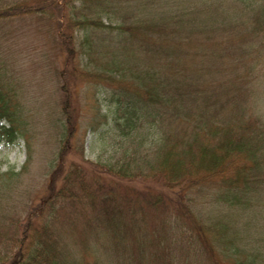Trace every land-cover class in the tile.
<instances>
[{"label": "trees", "instance_id": "obj_1", "mask_svg": "<svg viewBox=\"0 0 264 264\" xmlns=\"http://www.w3.org/2000/svg\"><path fill=\"white\" fill-rule=\"evenodd\" d=\"M234 1L264 26V0L255 9L256 0ZM1 7L0 19L32 13L46 19L65 57L67 85L79 75L112 87L111 108L100 121L129 142L118 144L121 154L110 163L90 162L81 146L67 162L77 131L68 89L59 162L44 196L22 218L15 213L12 228H0V264H103L86 257L89 249L116 264L121 255L127 264H180L179 257L187 258L181 264L193 257L264 264V120L250 107L252 65L232 63L231 80L218 84L208 74L212 65L197 62L216 57L211 40L196 35L202 24L174 0H20ZM123 10L127 16L118 14ZM81 54L95 57L89 73L79 67L85 75L75 62ZM10 97L0 83V141L7 144L26 130ZM145 130L155 136L146 153L138 150ZM14 175L0 172L2 184ZM69 235L79 238L81 259L73 257Z\"/></svg>", "mask_w": 264, "mask_h": 264}, {"label": "rangeland", "instance_id": "obj_2", "mask_svg": "<svg viewBox=\"0 0 264 264\" xmlns=\"http://www.w3.org/2000/svg\"><path fill=\"white\" fill-rule=\"evenodd\" d=\"M19 1L0 0V5L4 8ZM250 1L252 0H247L248 3ZM174 2L181 10H191L194 22L202 24L196 35L211 40L210 45L213 51L216 50L213 56L216 57L198 59L197 62L203 61L206 66L212 65V71L208 74L217 77L218 84L223 86L231 80L230 75H227V69H230L232 63L235 65L237 63L239 68L248 65L254 67L252 78L255 96L253 100L251 97L249 99L253 101L250 107L264 120V26L255 21L252 12L240 11L242 6L234 0L214 2L174 0ZM258 2L259 0L255 1L254 9ZM125 12L123 10L118 14L125 15L127 14ZM45 20L43 16L34 13L2 16L0 19V83L4 93H13V98L10 97L11 102L19 110V119L26 129L25 134L13 143L0 141V172L11 170L16 173L11 180L3 184L2 180H5V177L0 179V228L3 229L12 228L10 218L15 213L22 218L30 202L38 200L46 193L55 166L59 162L56 163V159L64 118L61 109L63 96L68 89L70 105L74 107L73 120L77 123V131L69 140L67 162L74 160L73 154H77L81 146L83 157L90 162L110 163L121 154L118 144L129 142L124 141V138L119 141L121 137L117 130L100 121L99 113L111 108V86L82 80L79 75L74 77L71 86L65 83L66 77L62 74L65 57L57 47L55 37L48 32ZM74 31L77 32L74 35L75 43L78 45L83 30L77 27ZM240 39L243 40L239 41ZM101 40L102 38L95 49L101 44ZM214 40L219 43L213 44ZM107 42L104 41L103 44ZM111 48L110 45L109 49ZM94 59L93 54L77 56L75 62L78 70L81 71L80 67L89 73V68L95 66L89 65ZM85 72L82 73L85 75ZM249 101L247 104H250ZM145 134L146 139L144 137V143L138 150L146 153L149 149L147 145L152 146L155 143V136L149 130H145ZM140 179L136 180L143 182ZM200 205L202 207V204ZM252 210L255 216L260 215L258 206ZM239 215L240 211L237 217ZM68 233L66 229L65 235ZM262 235L264 236V232ZM66 240L73 257L81 259L79 256L83 247L79 238L69 235L66 236ZM98 241L106 244L104 237H100ZM178 245L175 244L172 249L178 250ZM175 253L176 251L173 254ZM189 256L192 257L193 253L190 252ZM86 257L91 260L98 258L103 264L117 263L115 257H102L92 249L87 251ZM186 259L179 257L180 264ZM203 260L201 257H193L190 264H208ZM126 261V257L121 255L118 264H127Z\"/></svg>", "mask_w": 264, "mask_h": 264}]
</instances>
